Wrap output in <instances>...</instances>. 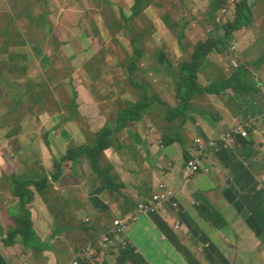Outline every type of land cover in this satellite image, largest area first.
<instances>
[{
    "label": "rangeland",
    "instance_id": "374dc122",
    "mask_svg": "<svg viewBox=\"0 0 264 264\" xmlns=\"http://www.w3.org/2000/svg\"><path fill=\"white\" fill-rule=\"evenodd\" d=\"M239 1L244 0H235L233 8L225 0L228 11L218 24L215 17L219 10L214 14L209 6L213 0H147L137 16L130 12L133 0H0V264H20L19 260L24 264H41L43 260L80 264V252L106 235L103 226H113L116 215L112 210H129L124 207L127 201L137 203L123 192L119 171L113 170L116 166L128 169L110 160L116 157L115 143L120 138L129 142L123 154L133 160L140 147L133 144L132 135H136V141L144 140L148 129L160 131L165 126L157 116L159 105L152 103L153 96L160 97L165 82L172 88L165 91L166 104L161 106L171 113L168 122L175 130L190 111L206 114V92L194 93L185 107L180 105L179 93L184 92L178 78L166 74V62H161L160 56L165 54L163 57L179 71L199 43L223 36L222 27L235 19ZM257 1L246 0V4ZM239 30L224 39V53L209 54L210 65L199 71V86L218 72L235 71L233 57L242 65ZM260 34L253 17L244 27V38L251 40L246 57L255 63L247 79L257 72L264 76L255 43ZM228 80L239 84L215 93L229 89L239 100L242 76L230 73ZM144 101L150 104L138 111L140 119L128 120L119 128L117 140L104 151L99 163L103 174L115 184L110 189L111 194L117 193L113 201L98 197L96 192L104 189L101 186H88L91 179L86 171L90 165L85 157L76 166L64 162L62 174L66 178L54 179L55 161L61 162L72 147L95 145L105 126L117 130L120 111ZM126 128L133 129L129 138ZM188 159L186 155L185 162ZM36 171L44 177L45 185L47 181L50 184L40 194L31 186L34 199L21 207L13 183L16 178L37 181ZM135 173L142 172L136 169ZM93 179L102 182L96 175ZM123 179L137 183L138 177L128 180L123 173ZM263 191L264 180L253 196H263ZM151 195V189L143 188L140 199L145 201ZM255 220L264 224L259 214ZM247 222L254 221L242 219V228L248 227L242 245L230 236L229 257L214 250L215 262L210 264H264V246L253 247L254 242L264 245V236L256 234L258 227ZM27 226L33 233L29 242L23 235ZM157 226L154 224V228ZM11 231H17V237L8 249L4 241Z\"/></svg>",
    "mask_w": 264,
    "mask_h": 264
},
{
    "label": "crops",
    "instance_id": "0c3cea01",
    "mask_svg": "<svg viewBox=\"0 0 264 264\" xmlns=\"http://www.w3.org/2000/svg\"><path fill=\"white\" fill-rule=\"evenodd\" d=\"M209 6L213 10V4ZM251 10L261 31L260 38L255 40L260 53L258 62L264 64V0L253 3ZM239 32L245 80L242 82V97L239 100L234 98L229 89L221 94H203L209 101L206 114L190 111L186 115V122L182 123L180 119V126L175 130L168 122L171 113L161 106L166 104L165 91L172 88L169 82H165L160 97H152V103L159 105V122L165 126L160 131L148 129L144 136L141 135L144 140L136 141V135H132L133 144L140 147L139 151L134 153L133 160L126 159L123 154L129 142L124 143V139L120 138L115 143L116 157L110 160L128 168L119 170L120 167L116 166L113 169L119 171L118 183L123 192L138 200L143 188L154 192L157 185L163 183L175 192L174 199L165 206L161 215L145 217L144 225H140L144 218L141 217L139 222L128 230L126 238L129 246L134 249L133 254H112L105 259V250L98 249L96 255L86 258L85 250H82L78 256V260L82 258L80 264H121L123 261V264L214 263V250H221L229 257L227 251L232 247L230 236L236 237L242 245V238L245 240L244 231L248 229L242 228V219L253 220L252 224L247 222V225L258 227L256 234L264 236V224L255 220L257 214L264 218V195L253 196L258 186L260 187V182L264 180V76L257 72L252 79L246 78L255 63L250 57H246L251 40L244 38V27ZM204 43H199L194 51ZM160 57L161 62H166V74L176 76L179 80L180 71L163 55ZM230 73L233 71L223 75L226 80L229 79ZM219 74L218 72L209 80H205V84L199 82L200 86L209 87ZM260 88L262 90L258 92ZM224 102L230 103L225 107ZM240 122L242 124L237 125ZM236 129L245 130L248 136L239 137L235 145L230 146L222 140V136ZM125 130L129 138L133 129ZM196 139L204 144L215 142L216 145L205 151L201 171L187 179L183 174L185 155L192 156ZM190 149H193L192 152ZM136 169L142 173L136 174ZM86 173L91 179L89 187L100 186V180L93 179L95 173H92L90 168ZM123 173L128 180L130 177H138L137 183L135 180H130L129 183L124 181ZM82 175L85 178L86 174ZM96 194L100 199L106 196L107 200L110 198L113 201V196L117 193L111 194L105 188ZM112 213L120 215L123 211L112 210ZM154 224L159 226L154 228ZM174 225L179 226L178 231L172 228ZM183 232L187 234L183 235ZM253 240L252 237L250 241ZM260 246H264L262 242L253 243L254 248ZM14 253L16 256L17 253ZM19 262L24 264L21 260ZM41 264L53 263L43 260Z\"/></svg>",
    "mask_w": 264,
    "mask_h": 264
},
{
    "label": "trees",
    "instance_id": "16d2710c",
    "mask_svg": "<svg viewBox=\"0 0 264 264\" xmlns=\"http://www.w3.org/2000/svg\"><path fill=\"white\" fill-rule=\"evenodd\" d=\"M144 0H135L136 3L133 5L132 9L135 15H137L140 12V9L142 7ZM224 0H213V11L216 12L219 7H222L224 4ZM249 9L247 8L246 0L240 2L237 5V17L233 22H229L224 26V32L225 37L229 38L232 36V33L242 27L245 22L248 21L249 18ZM225 49L224 47V40L220 41H212L207 42L200 47H198L193 54V57L191 59V62L184 63L183 67L181 69L180 78H179V85L184 94L182 92L179 93V97L182 99L181 106L185 107L188 103V100L193 96L194 93H203L207 91L208 93H215L219 89L232 87L235 83L234 81L226 80L224 81V78L219 79L214 85H212L209 89H203L197 84V78H196V71L203 65H210L209 60L207 59V55L214 50H217L219 52H223ZM165 55V54H161ZM162 58V57H161ZM244 69L240 66L238 69L235 70V75L242 76V82L245 81L243 79ZM222 75V74H221ZM223 76V75H222ZM237 78V76H235ZM143 104V105H142ZM141 105L137 106H129L128 109L124 111H120V118L117 121V130H111L107 128V126L104 127L102 130V135L96 139V144L92 145L91 147H87L85 144L78 145V148H70L65 156L63 157L61 162H54V164L57 165V170H55L54 175L56 181H59L61 179L66 178V174H62L63 170V163L69 162L74 163L76 166L78 164V161L81 157H85L89 161L90 168L92 172L95 173V175L98 178H102V182L98 181L100 184L105 186L109 191L111 188L114 187V182L111 179V177L108 174H103V171L101 167L99 166V163L101 161L102 155L105 150H108L112 144V141H116L117 137L116 134L119 128L123 127L126 121L128 120H138L140 119V113L138 112L140 109H144L147 106H149V102L144 101ZM177 111V110H176ZM94 137V136H93ZM85 145V146H84ZM89 145V144H88ZM189 157V156H188ZM190 160V157L189 159ZM42 171V170H41ZM35 176L38 177L37 181L34 180V178H26L25 180H19L16 178V181H14V195L19 199V206L26 207L28 204L32 202L34 199V193L31 191V186L38 192V194L42 193L44 190H46L50 184V182H46V185L44 184L45 179L42 176L41 173H38L36 171ZM99 180V179H98ZM22 181H25L22 183ZM28 181H31L28 183ZM43 181V182H42ZM56 183V182H54ZM135 202L141 201V199L134 200ZM131 201H127L124 203V207H130L129 210H124V214H133L137 209V203L131 204ZM26 242H29L33 238V233L29 229V226H27L26 233L23 234ZM17 237V231H11L8 234V237L5 239L4 244L6 246H12L15 243ZM31 245V244H28ZM134 253V249H128L126 252H124L125 256H128L130 254ZM125 261H123L121 264H123Z\"/></svg>",
    "mask_w": 264,
    "mask_h": 264
},
{
    "label": "clouds",
    "instance_id": "9594fccd",
    "mask_svg": "<svg viewBox=\"0 0 264 264\" xmlns=\"http://www.w3.org/2000/svg\"><path fill=\"white\" fill-rule=\"evenodd\" d=\"M146 1L147 0H144L143 1V4H142V7H141V9H140V12L143 10V8H144V6H145V3H146ZM225 1V0H224ZM226 2L227 3H229V2H231L232 4H233V8H234V4H235V0H226ZM134 3H136L135 2V0H133V4H132V6H131V11L130 12H132V16H137V15H135L134 14V12H133V9H132V7H133V5H135ZM225 3V2H224ZM240 3V1L236 4V16H235V19H236V17H237V5ZM250 6H252V4L251 5H247V8L249 9V18H248V21L247 22H245L244 23V25L242 26V27H240L239 29H242L243 27H245V25L246 24H248L252 19H253V14H252V10H251V7ZM218 10H219V13L216 15V17H215V22L216 23H218V24H220V22H221V19H222V16H223V13L224 12H227L228 11V8L226 7V5H224L223 4V6L222 7H219L218 8ZM217 10V11H218ZM211 11L215 14L216 12H214L212 9H211ZM234 19V20H235ZM234 20H232V21H229V22H233ZM229 22H226L225 24H224V26H226V24L227 23H229ZM224 26L222 27V32H223V36H220V37H218V38H214L213 40H211V41H206L205 43H207V42H212V41H220V40H224L226 37H225V32H224ZM238 30V29H237ZM237 30L236 31H234V32H237ZM233 32V33H234ZM233 33H232V35H233ZM229 38H231V36L229 37ZM234 46H236V43L234 42ZM224 47H225V40H224ZM233 48H235V47H233ZM225 50V49H224ZM213 52H218V53H224V51L223 52H219V51H217V50H214ZM213 52H211V53H213ZM194 53H195V51H194ZM193 53V54H194ZM211 53H209V54H211ZM193 54H192V56H191V58L188 60V61H183V63L181 64V67H180V69H179V71H180V73H181V69H182V67H183V64L184 63H189V62H191V59H192V57H193ZM208 54V55H209ZM207 59H208V57H207ZM232 64H233V67L234 68H239V64H238V60H237V57H233V59H232ZM133 66H135V65H133ZM205 66H207L206 64L205 65H203V66H201L197 71H196V78H197V81H199L198 80V78H199V71L202 69V68H204ZM241 67L243 68L244 66L243 65H241ZM235 73V71H233V74ZM226 75L225 73H220L219 74V77H216L215 78V80H213L212 82H211V85L209 86V87H207L206 89H209V88H211L212 87V85H214V83H216L219 79H221V78H224V76H222V75ZM224 81H226V79H224ZM232 87H235V84H234V86H232ZM203 89H205V88H203ZM206 93H208L207 91H205ZM204 93V92H203ZM205 94V93H204ZM208 94H216V93H208ZM186 117L185 118H181V120H182V123H185L186 122ZM242 133H246V136H242ZM229 136H231L233 139H234V142L231 144L230 142H228V141H226L225 139L226 138H229ZM248 136V133L245 131V130H243V129H236V130H233V131H228V132H226V133H224L223 134V136H222V140L223 141H226L227 143H228V145H230V146H234L235 145V143H236V141L238 140V138L239 137H242V138H246ZM195 143V146H194V150L193 149H190V151L192 152V150L194 151L193 152V154H192V156L191 155H188L187 154V156H189L190 157V160L191 159H193L195 156H196V153H197V151H198V149H199V145L201 144V145H203L204 146V149H203V151H202V153H201V155H200V159L202 160V165H201V167H200V169L195 173V174H193L192 176H194V175H196V174H198L200 171H201V169L203 168V157L205 156V151H207L209 148H212V147H214L215 145H216V143L215 142H211V143H207V144H204V143H201L199 140H195L194 141ZM182 147H184V145H181ZM186 156V155H185ZM189 160H187L186 161V163H185V165H184V168H183V174H184V177L185 178H191L192 176H190V177H186L185 176V173H184V169H185V166H186V164H187V162H188ZM163 171V170H162ZM161 184H163V183H159L158 185H157V188L155 189V191L153 192L152 191V195L148 198V199H146L145 201H139L138 203H137V208H138V205L139 204H141V203H147V202H149L151 199H152V197H153V195L158 191V187H159V185H161ZM163 185H165V184H163ZM100 186L102 187V188H104L105 189V186H103L102 184H100ZM168 189H170L167 185H165ZM172 192H173V197L170 199V201L169 202H167L165 205H164V207L162 208V209H159V211H157V212H154V213H150V214H148V215H143V216H140L139 218H138V220L137 221H135L128 229H127V231L124 233V234H122V235H120V238L119 239H117L116 240V249L115 250H113L112 248H110V249H104L102 246H100L99 245V241H100V239L97 241V242H94V243H92L93 245H94V250L93 251H91V256H86V258H90V257H92V256H94V255H96V252H97V250L99 249H101V250H105V252L107 253V256H106V258L105 259H107V257L108 256H110V255H112V254H123L124 252H126L128 249H132V247H130L129 246V242H128V240H127V238H126V234H127V232H128V230L133 226V225H135L136 223H138L139 222V220H140V218L141 217H151V216H153V215H161L162 214V212H163V210H164V208H165V206L168 204V203H170L173 199H174V197H175V192L172 190V189H170ZM137 210V209H136ZM136 212V211H135ZM134 212V213H135ZM129 215H132V214H129ZM128 214H120V215H117L116 214V219L115 220H117V219H120V218H123L124 216H129ZM114 220V221H115ZM112 227L113 226H111L109 229H112ZM103 228H105V233L106 234H108V228L107 227H104L103 226ZM172 228L175 230V231H178L179 230V226L178 225H174V226H172ZM180 231H183L182 229H180ZM187 234V232H183V235H186ZM122 240L123 241H125L126 242V245L125 246H123L122 245ZM5 245V244H4ZM5 247H8V246H6L5 245ZM9 247H12V246H9ZM8 247V248H9ZM83 250H85V249H83ZM106 261V260H105Z\"/></svg>",
    "mask_w": 264,
    "mask_h": 264
},
{
    "label": "built area",
    "instance_id": "2783aa9c",
    "mask_svg": "<svg viewBox=\"0 0 264 264\" xmlns=\"http://www.w3.org/2000/svg\"><path fill=\"white\" fill-rule=\"evenodd\" d=\"M242 136H246V133H242ZM231 144L234 142V139L229 136V138L225 139ZM204 149L203 145H199V149L196 153V156L189 160L185 166L184 173L186 177H190L195 174L202 165V160L200 159V155ZM173 197V192L168 189L165 185L161 184L158 187V191L153 195L152 199L147 203H141L138 205V208L135 213L129 216H124L123 218L117 219L113 222L112 229H109L105 236H103L99 245L104 249L113 250L116 249V240L120 238V235L124 234L127 229L138 220L140 216L148 215L150 213H154L162 209L164 205L170 201ZM122 245L125 246L126 242L122 240ZM94 250V245L91 243L89 247L85 249V256H91V251ZM78 264V263H76Z\"/></svg>",
    "mask_w": 264,
    "mask_h": 264
}]
</instances>
